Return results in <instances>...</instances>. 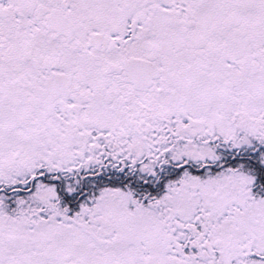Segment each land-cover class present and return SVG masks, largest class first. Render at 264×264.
I'll return each mask as SVG.
<instances>
[{"label":"snow or ice","instance_id":"obj_1","mask_svg":"<svg viewBox=\"0 0 264 264\" xmlns=\"http://www.w3.org/2000/svg\"><path fill=\"white\" fill-rule=\"evenodd\" d=\"M0 264H264V0H0Z\"/></svg>","mask_w":264,"mask_h":264}]
</instances>
